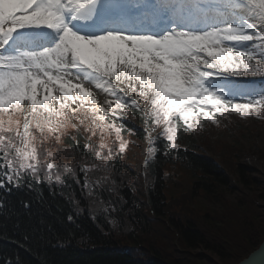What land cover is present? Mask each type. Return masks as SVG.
I'll use <instances>...</instances> for the list:
<instances>
[{"label": "snow or ice", "instance_id": "6c2138e0", "mask_svg": "<svg viewBox=\"0 0 264 264\" xmlns=\"http://www.w3.org/2000/svg\"><path fill=\"white\" fill-rule=\"evenodd\" d=\"M256 76L264 78V0H0V188L60 180L56 165L41 164L33 125L57 133L87 108L122 154L124 116L135 108L148 155L156 139L168 155L182 150V129L228 114L259 118L264 87L240 79ZM21 111L22 130L11 119ZM105 147L96 156L107 163Z\"/></svg>", "mask_w": 264, "mask_h": 264}, {"label": "trees", "instance_id": "16d2710c", "mask_svg": "<svg viewBox=\"0 0 264 264\" xmlns=\"http://www.w3.org/2000/svg\"><path fill=\"white\" fill-rule=\"evenodd\" d=\"M163 144L156 143L145 173L119 156L97 164L92 149L79 145L87 173L77 159L64 185L0 188V264H237L264 240L257 197L232 201L218 190L234 177L253 184L239 163L244 148L187 140L181 151L162 155ZM176 166L193 183L181 189L176 182L179 189L169 191L180 177ZM200 196L213 213L192 217Z\"/></svg>", "mask_w": 264, "mask_h": 264}, {"label": "rangeland", "instance_id": "374dc122", "mask_svg": "<svg viewBox=\"0 0 264 264\" xmlns=\"http://www.w3.org/2000/svg\"><path fill=\"white\" fill-rule=\"evenodd\" d=\"M131 111V108L127 109V114L124 116V118L129 119L128 115H131ZM11 119L14 122L18 121V119H14L12 116ZM224 120L226 121L223 123H219L218 125L213 124L211 122H204V126L200 131L187 130V134L193 137L196 141L200 142L204 138L203 132H207L209 134V140L212 143L216 144L218 147H222V143L230 142L231 144H234L237 148H244V151L240 152L241 156H239V163L246 167V175H248L254 181L253 184L245 185L241 180H239L238 178L235 179L234 177L233 179H230L227 184L218 185V190L223 192V194L226 195V198H228L229 200L231 199L232 201H234L236 196L246 194H250L254 197H257V206L259 207L261 215L264 217V112L260 113L259 118H255L253 116L247 118H240L236 114H228L226 118H224ZM132 125L136 127L139 132H141V130L145 126V122H135ZM12 126L15 128L16 124L13 123ZM68 126L69 123L67 121L65 126L62 127L59 132L48 133L47 131H45L44 137L35 130L33 125L32 134L35 137L34 141L46 140L48 142L46 145L43 146V159H46L48 160V162L50 161L53 164L66 160L67 156L70 154L68 151L69 148L66 144V138L69 134L66 130ZM236 126L240 128H237L235 130ZM20 127L22 129V122H20ZM105 130V136L101 143L106 145L105 148L111 146L113 147L114 151H118L119 141L116 139L114 131H109L108 129ZM123 139L127 143L128 140L131 139L133 141V145H137V141H135L133 138ZM139 144H146L147 146L149 145L145 133L143 139L139 140ZM74 147L75 145L71 147L72 151ZM49 153H51V156L48 155ZM183 171V168H177L176 166V172L180 174V177L178 180L176 179L174 181H171L168 186L169 191L170 187L172 188L171 190L179 189L175 185L176 182H179V185L181 184V189H187V187H189L190 184L193 183V181L189 180L190 178L188 174L184 173ZM234 171L235 170H232L231 173H234ZM204 197L200 196V199L194 202V206L196 208L192 213V217L198 218V214H200L201 211L213 213L214 205L209 202V199H205ZM169 210L171 211L172 216H176V213L180 214V211L177 208H169Z\"/></svg>", "mask_w": 264, "mask_h": 264}, {"label": "water", "instance_id": "95a60500", "mask_svg": "<svg viewBox=\"0 0 264 264\" xmlns=\"http://www.w3.org/2000/svg\"><path fill=\"white\" fill-rule=\"evenodd\" d=\"M264 249V240L259 244V246L251 251L246 257L241 259L237 264H248L249 261L254 262V264H261L264 261V256L261 255V250Z\"/></svg>", "mask_w": 264, "mask_h": 264}]
</instances>
